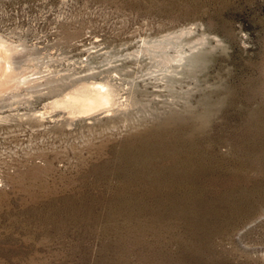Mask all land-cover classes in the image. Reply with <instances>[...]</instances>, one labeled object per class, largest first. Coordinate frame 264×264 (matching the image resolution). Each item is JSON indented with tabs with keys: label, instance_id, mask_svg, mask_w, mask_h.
I'll use <instances>...</instances> for the list:
<instances>
[{
	"label": "rangeland",
	"instance_id": "obj_1",
	"mask_svg": "<svg viewBox=\"0 0 264 264\" xmlns=\"http://www.w3.org/2000/svg\"><path fill=\"white\" fill-rule=\"evenodd\" d=\"M0 35L47 116L0 101V264H264V0H0ZM70 63L112 98L71 125Z\"/></svg>",
	"mask_w": 264,
	"mask_h": 264
},
{
	"label": "bare ground",
	"instance_id": "obj_2",
	"mask_svg": "<svg viewBox=\"0 0 264 264\" xmlns=\"http://www.w3.org/2000/svg\"><path fill=\"white\" fill-rule=\"evenodd\" d=\"M2 35H0V101L11 99L9 104L4 105L8 110L17 111V113L10 115V117L24 116L26 115V119L36 124L43 123L47 116L45 113H27L21 114L19 111L21 108H30L33 104V95H29V97L19 96L18 94H9L5 92L8 88H20L21 86L16 83V74L15 69L12 67L14 64V54L11 49H9V45H7V39H4ZM181 38L180 35L170 36V44L174 39ZM167 40V41H169ZM166 41V42H167ZM176 42V41H175ZM1 44H5V46H1ZM70 72L65 76L60 73H51L52 70L49 69L47 78L50 76L54 79V84L52 85H41L38 86L36 91H41L40 96L48 95L49 93H53L54 96H62L55 101H53V106L64 108L68 111L70 115L68 117V123L71 125L73 123V115L76 112H89L93 111L97 108L106 106L111 104L112 98L109 93L102 91L101 89L88 90L86 93L79 94L74 90V77L71 74L73 66L70 63ZM26 77V76H25ZM36 77V76H34ZM32 77L31 81H42L45 76L36 77V79ZM34 78V79H33ZM38 78V79H37ZM28 91H31L30 87H27ZM33 90V89H32ZM68 90L64 95L62 93ZM9 116L3 117V119H8ZM21 118V117H20ZM43 125V124H42Z\"/></svg>",
	"mask_w": 264,
	"mask_h": 264
}]
</instances>
